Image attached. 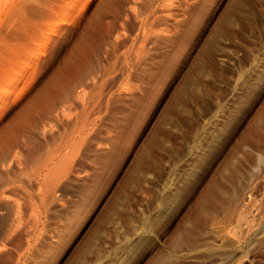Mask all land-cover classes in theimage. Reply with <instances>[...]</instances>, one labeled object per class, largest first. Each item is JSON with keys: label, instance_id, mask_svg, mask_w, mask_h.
I'll return each instance as SVG.
<instances>
[{"label": "rangeland", "instance_id": "rangeland-1", "mask_svg": "<svg viewBox=\"0 0 264 264\" xmlns=\"http://www.w3.org/2000/svg\"><path fill=\"white\" fill-rule=\"evenodd\" d=\"M0 264H264V0H0Z\"/></svg>", "mask_w": 264, "mask_h": 264}]
</instances>
